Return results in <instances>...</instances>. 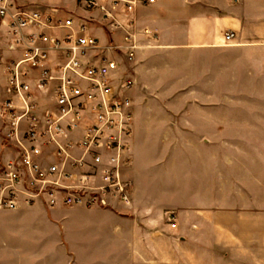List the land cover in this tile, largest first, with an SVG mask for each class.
<instances>
[{"label":"crops","instance_id":"0c3cea01","mask_svg":"<svg viewBox=\"0 0 264 264\" xmlns=\"http://www.w3.org/2000/svg\"><path fill=\"white\" fill-rule=\"evenodd\" d=\"M14 2L86 23L105 46L124 43L121 29L110 31L88 16L80 0ZM130 15L121 18L154 31L156 45L133 61L117 51L102 53L118 58L136 79L129 92L131 162L124 169L133 182L131 204L48 207L23 200L0 209V264H174L173 224L166 214L176 210L175 195L181 197L177 206L197 219L192 224L209 223L214 236L226 232L230 243L220 242L231 254L245 249L240 228L259 226L250 220L259 212L256 204L240 200L264 197V0H155ZM228 32L235 33L231 40ZM5 41L4 52L14 57ZM6 87L4 59L1 98L8 97ZM4 131L0 118V161L11 152ZM224 182L233 207L220 203ZM224 213L232 216L225 231Z\"/></svg>","mask_w":264,"mask_h":264},{"label":"built area","instance_id":"2783aa9c","mask_svg":"<svg viewBox=\"0 0 264 264\" xmlns=\"http://www.w3.org/2000/svg\"><path fill=\"white\" fill-rule=\"evenodd\" d=\"M155 0H80L125 32L123 48L103 45L86 23L57 19L41 9L0 0V28L15 53L5 61L8 97H0V118L10 155L0 161V209L21 201L48 207H113L110 198L130 201L133 133V71L103 54L132 60L144 27L125 26L122 14ZM226 34V40L234 38ZM49 100L41 102L39 95ZM72 180L73 183H65ZM90 182V183H89Z\"/></svg>","mask_w":264,"mask_h":264},{"label":"rangeland","instance_id":"374dc122","mask_svg":"<svg viewBox=\"0 0 264 264\" xmlns=\"http://www.w3.org/2000/svg\"><path fill=\"white\" fill-rule=\"evenodd\" d=\"M82 5V3H80ZM83 6V5H82ZM83 8L86 9L84 6ZM88 13V12H87ZM131 14V13H130ZM129 14L128 17L131 15ZM88 16L95 18V19H101V22L104 24H107L110 31L121 29L123 31V45H118L120 47H125L127 43L125 42V32L121 27L114 26L113 22H111L110 19L105 18L103 16L102 11L97 9H90V13H88ZM120 21L125 25H132L135 26L138 30L142 29V27L137 25V22L134 18H128L126 21L121 18ZM145 27V26H143ZM6 34L3 33V31L0 30V62H3V60L8 58V54L4 52V40H8V37L5 36ZM142 35V34H141ZM5 41V43H6ZM156 33L153 31V35L150 37L137 36V43L140 45L138 49L135 50L134 58L130 61H133L137 54L140 52V50L143 49H149L156 45ZM11 58V57H9ZM125 68V67H124ZM233 135H242L245 134H230V133H224L222 136H233ZM253 135V134H250ZM258 139L262 140L261 136H258ZM131 181L130 179H127ZM65 183H73L72 180H65ZM90 183V182H89ZM226 182L223 183V192L224 195L221 197V204L225 207H233L234 203H232L231 198L225 196L227 193L226 189ZM132 192H133V182L131 181V194H130V201L128 203L121 202L118 198H110L111 204L113 206H119V205H126L129 206L132 201ZM260 195H262V192L260 191ZM174 198L177 201V204L179 203L178 200H181V197ZM174 197V196H173ZM172 199V196L171 198ZM169 199V200H170ZM240 203L243 204V206L250 204L255 205L256 204V210H259V212L252 214V218H248V220L254 221H260L259 226L257 225H248V226H242L240 228L239 233L242 235L244 234L245 238L244 245L245 249L243 248V251H239L237 254H231L229 245H224V243L220 242V239H225L224 241L229 244L230 237H225L223 233V237H221L219 234L218 236H214V232L210 229V225L204 223L203 226H197L192 224V222L196 223L197 219L192 220L190 219L188 215V211L186 208L178 207L177 204H175L176 207H174L176 210L169 211L166 214V221L170 224H173V231H174V237H175V244H174V264H264V247L261 243H259L261 235L258 234L261 233L263 222H264V197H243L240 200ZM182 205V203H181ZM59 206V205H58ZM56 207V206H54ZM224 207V208H225ZM188 209V208H187ZM263 211V212H262ZM197 214V213H195ZM186 216V218H184ZM189 217V218H188ZM203 219H205L203 217ZM234 219V217H233ZM189 220V222H188ZM209 220V219H207ZM222 220L225 222V225L222 226L223 231L226 230V228L231 225L230 220H232V216L230 213H224V217H222ZM188 222V223H187ZM191 222V223H190ZM191 225H190V224ZM260 235V237H259ZM201 242V244H199ZM228 246V247H227ZM240 248H242V245H239ZM224 252L228 253L227 258H224ZM238 257V260H231L229 258ZM166 263V262H165ZM172 262L169 261V264Z\"/></svg>","mask_w":264,"mask_h":264}]
</instances>
